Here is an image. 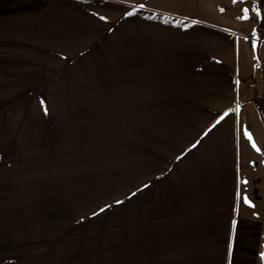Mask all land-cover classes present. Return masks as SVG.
Listing matches in <instances>:
<instances>
[{"label": "rangeland", "instance_id": "obj_1", "mask_svg": "<svg viewBox=\"0 0 264 264\" xmlns=\"http://www.w3.org/2000/svg\"><path fill=\"white\" fill-rule=\"evenodd\" d=\"M64 4L0 0V264H143V18Z\"/></svg>", "mask_w": 264, "mask_h": 264}, {"label": "crops", "instance_id": "obj_2", "mask_svg": "<svg viewBox=\"0 0 264 264\" xmlns=\"http://www.w3.org/2000/svg\"><path fill=\"white\" fill-rule=\"evenodd\" d=\"M62 1L98 33L143 18V264H264L260 0Z\"/></svg>", "mask_w": 264, "mask_h": 264}, {"label": "snow or ice", "instance_id": "obj_3", "mask_svg": "<svg viewBox=\"0 0 264 264\" xmlns=\"http://www.w3.org/2000/svg\"><path fill=\"white\" fill-rule=\"evenodd\" d=\"M236 2H237V0H233V3H236ZM139 7L140 8H144L145 5L143 3H141L139 5ZM221 11H223V9H221ZM242 11H243V16L238 17V19H248L249 18V9L248 8H244ZM253 11H255L257 17H260L261 19H264V16H262L261 10H260L259 7H254ZM133 14H134V11L133 12H125V15H133ZM100 19H105V17L101 16ZM192 23L196 24V23H199V21L193 20ZM245 39H247V37H245ZM254 47H258V45H254ZM249 139H251V135H249ZM244 183H246V181H244ZM236 195H237L238 198L240 197V193L239 192H237ZM243 200H244V203L248 204L249 206H252L251 205V201H249L247 195L243 196ZM116 202L117 203H121V201H116ZM233 223L235 224V221H233ZM229 249H231V245H229ZM261 257L264 258V253H261Z\"/></svg>", "mask_w": 264, "mask_h": 264}, {"label": "trees", "instance_id": "obj_4", "mask_svg": "<svg viewBox=\"0 0 264 264\" xmlns=\"http://www.w3.org/2000/svg\"><path fill=\"white\" fill-rule=\"evenodd\" d=\"M260 9H261L262 16H264V0H260ZM255 34H258V38H257L258 42L256 44L258 45V47L255 48L256 58L259 64L263 66L264 63H263V59L260 53V46H261L262 39L264 38V19L260 20V24L257 27Z\"/></svg>", "mask_w": 264, "mask_h": 264}]
</instances>
